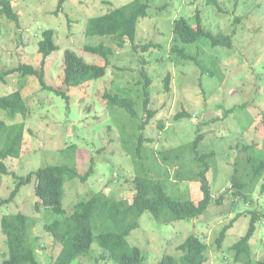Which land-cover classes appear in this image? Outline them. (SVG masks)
<instances>
[{"label": "rangeland", "instance_id": "rangeland-1", "mask_svg": "<svg viewBox=\"0 0 264 264\" xmlns=\"http://www.w3.org/2000/svg\"><path fill=\"white\" fill-rule=\"evenodd\" d=\"M10 1L18 24L0 15V69L19 63L39 67L38 41L46 29H53L57 49L45 59L47 88L36 76L20 73L0 82V96L19 90L28 107L25 118L20 114L9 117L0 108L5 123H24L20 155L3 160L7 172L0 178V200L9 198L17 185L16 176L25 177L47 164L69 163L80 175L89 167L92 172L85 180L65 182L62 206L66 214L72 212L74 203L97 192L131 201L137 175L158 180L175 200L197 202L201 198L199 173L206 163L212 201L202 215L170 223L158 222L149 211L139 216L138 227L127 240L140 249V264H158L165 254L177 258L182 252L176 246L189 234L207 243L204 264H237L229 246L245 233L253 210L260 219L250 252L253 258L263 259L264 171L250 190L243 188L246 198L234 194L231 178L236 170L247 182L248 157L264 158V0H219L221 9L205 0H139L147 3V14L137 21L135 49L128 40L120 46L114 37L84 33L87 18L131 0H64L59 8L58 0ZM196 12L206 31L232 36L231 48L212 46L203 38L183 45L175 39L173 21L184 17L193 23ZM99 43L111 49L105 75L78 87L65 86L64 50L75 51L87 63L103 64L99 55L83 50L85 44ZM148 43L143 50L141 46ZM172 47L196 55L197 60L182 58ZM142 66L150 78L147 108L152 114L148 118L139 74ZM55 90L66 92L68 101ZM106 92L131 97L135 117L109 104ZM183 110L190 116L176 119V113ZM34 188L32 178L1 204L0 219L7 213L28 215V244L40 263L51 264L59 246L43 224L58 216L40 204ZM229 223L218 246L216 239ZM6 257V236L0 228V264ZM71 264L116 262L93 242L90 254Z\"/></svg>", "mask_w": 264, "mask_h": 264}, {"label": "trees", "instance_id": "trees-1", "mask_svg": "<svg viewBox=\"0 0 264 264\" xmlns=\"http://www.w3.org/2000/svg\"><path fill=\"white\" fill-rule=\"evenodd\" d=\"M64 0H58L57 7H61ZM207 5L221 9L219 0H205ZM147 3L139 0H131L122 6L110 9L108 12L87 18L84 28L86 36H111L121 46L128 40L135 49L134 37L137 21L146 16ZM0 15L18 24V16L13 10L10 0H0ZM172 32L178 42L191 44L199 39L207 40L212 46L231 48L232 36L224 33L213 34L206 31L201 24L198 12L194 14L193 23L187 18L179 17L173 21ZM148 44L142 45L147 49ZM57 49L54 42L53 29H46L41 33L38 41V52L41 54L39 67L31 64L19 63L10 69H0V82H5L7 76L20 73L21 75L36 76L39 84L47 88L44 81V65L46 57ZM83 50L97 54L103 59V64H91L85 62L75 51L65 49L63 53V78L65 86L78 87L87 82L98 79L105 75L109 64V46L99 43L97 45L85 44ZM172 52L178 53L184 59L197 60L196 55L185 53L183 49L171 48ZM174 50V51H173ZM144 93L143 107L146 109V117L152 114L147 108L150 78L144 66L139 71ZM169 73L166 75L165 88ZM50 88V87H49ZM53 90L52 88H50ZM68 101V95L64 91L55 90ZM109 104L119 106L135 117L134 100L129 96H120L116 93L106 92ZM0 108L7 112L9 117L20 114L25 118L28 107L19 90H14L6 95L0 96ZM190 116L186 111L176 113L175 118ZM23 120L16 123H5L0 119V178L7 172L3 160L7 157H18L21 152L23 141ZM200 139L198 135L193 142L194 148ZM142 137L139 138V147ZM200 160L204 159L202 155ZM248 181L243 182L237 174L232 175L231 183L235 188L234 194L241 195L243 188L250 190L264 171V158L249 156L247 160ZM208 164H204V170L200 175L201 198L197 202L191 200H175L169 197L162 188L161 183L150 177L137 175L133 178L134 194L131 201L127 199H115L102 192L92 194L85 200H79L73 205L71 213L66 214L62 206L64 184L67 180L79 178L85 180L92 172L88 171L80 175L75 166L69 163H55L40 166L29 172L25 177H17V185L11 191L9 198L0 200V205L12 199L22 185L30 183L35 179V194L40 204L58 217L50 223H44L43 229L52 236L59 251L51 264H71L78 257L86 256L91 252L92 243L107 252L108 257L116 264H140L142 260L141 251L137 246L128 243L127 236L131 230L138 227V218L144 211H149L158 222L170 223L175 220H189L202 215L212 201L206 172ZM250 218L245 233L234 241L230 246L233 252V261L237 264H264L263 259H255L251 255L250 240L256 230V222L260 215L256 210L250 211ZM30 217L22 212L3 214L0 219V228L6 236L7 257L2 264H42L40 263L32 247L28 244L27 235L31 229ZM230 223L225 225L216 239L218 246L226 236V230ZM181 251L177 258L165 254L158 264H204L207 260L206 251L208 245L194 234H189L176 246Z\"/></svg>", "mask_w": 264, "mask_h": 264}]
</instances>
